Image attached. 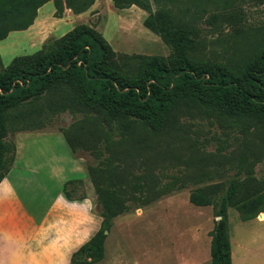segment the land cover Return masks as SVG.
I'll use <instances>...</instances> for the list:
<instances>
[{
  "label": "trees",
  "instance_id": "16d2710c",
  "mask_svg": "<svg viewBox=\"0 0 264 264\" xmlns=\"http://www.w3.org/2000/svg\"><path fill=\"white\" fill-rule=\"evenodd\" d=\"M111 1L118 10L135 6L147 13L143 25L161 38L170 55H116L99 33L80 25L32 55L14 58L0 72V183L11 170L16 152V146L5 139L12 129L25 128L16 125L25 124L26 112H42L38 107L43 106V113L50 117L63 113L81 117L79 127L66 130L60 126L58 131L73 155L87 151L96 162L87 167V173L94 185L101 222L96 233L72 254L70 264L103 259L107 233L114 218L128 212L126 202L139 201L141 206L133 207L138 209L156 200H125L115 192L117 181L123 184L129 176L125 160L149 145L144 137L178 134L183 129L182 120L196 112L241 133L247 129V122L260 120L264 143V37L255 41L244 37L243 15L234 10L237 0H191L196 8L217 5L218 9L203 22L210 30L223 35L229 28L232 36L243 39V48H234V54L223 62L197 58L205 44L200 30L162 6L163 2L172 5L177 0H152L157 5L155 10L151 0ZM255 1L264 5V0ZM48 2L55 8L54 17L61 18L65 10L84 13L94 0H0V40L10 32L28 29L37 11ZM255 31L262 35L264 27ZM135 59L139 61L138 75L131 77L125 67ZM250 168L241 157L235 178L226 186L190 192L192 205L217 208L215 216L219 220L210 234V264H231L229 206H236L243 221L264 213V180L257 185L254 179L240 178L243 173L249 175ZM81 182L64 183L65 199H85L74 196V185ZM171 184L158 187L154 182L157 195L171 192ZM252 184L261 190L240 199L241 192ZM137 186L134 188L143 189Z\"/></svg>",
  "mask_w": 264,
  "mask_h": 264
},
{
  "label": "rangeland",
  "instance_id": "374dc122",
  "mask_svg": "<svg viewBox=\"0 0 264 264\" xmlns=\"http://www.w3.org/2000/svg\"><path fill=\"white\" fill-rule=\"evenodd\" d=\"M151 4L152 10L157 9L152 0ZM162 6L169 7L176 17L190 21L200 30L205 44L197 58L223 62L234 54V48H243V39L232 36L229 28L224 29L226 34L218 35L203 23L211 12L218 9L216 4L196 8L191 0H177L172 5L163 2ZM234 10L241 11L243 15L244 37L247 40L264 37V34L255 31L264 27V5L255 0H237ZM54 12L51 2L41 11L40 17L46 20L40 28L36 26L29 31L32 24L28 29L10 32L4 40H0V72L14 58L32 55L80 25L99 33L116 55L168 57L171 53L161 38L143 25L147 13L134 6L118 10L111 0H94L91 7L81 14L65 10L61 18H55ZM218 37L220 41H217ZM138 63L136 59L128 61L125 67L128 76L138 75ZM38 108L42 112H26L25 124L16 125H24V129H12L5 139L15 146L34 142L30 151V167L23 169L24 181L15 188L19 212L24 210L40 217L44 215L56 194L55 181H51L53 170L58 174L64 169L67 181H82L74 185V196L77 199L85 197L83 200L87 201V208L78 207L75 210L89 211L94 220L101 221L94 185L87 173L88 166L96 165L90 153L79 150L73 155L82 172L69 174L65 165L63 167L55 162L56 154L45 150L51 145L54 151L61 152L56 145L59 143L56 137H60L67 147L59 127L66 130L79 127L81 117H72L68 113L50 117L43 113V106ZM195 114L182 120L183 129L178 134L144 137L145 143L149 144L145 150H136L134 157L125 160L129 176L123 184L117 181L116 195L125 200L127 197H138L144 201L153 197L156 200L138 209L133 207L141 206L139 201L126 202L128 212L114 218L107 233L103 259L90 264H210L208 248L210 234L219 220L215 216L217 208L192 205L189 202L190 192L208 186H226L235 178L241 157L251 168L249 175L243 173L240 178L254 179L257 185L261 184L264 180V143L261 141L260 120L247 122V129L241 133L226 127V123ZM29 137L36 138L31 141ZM34 168H37V173ZM154 182L158 187L172 183L171 192L158 196ZM135 184H138L136 188L143 189H135ZM257 187L253 184L246 186L240 199L256 195L261 190ZM260 214L243 221L236 206L227 208L230 241L233 245L243 241L252 243L255 252L251 251V258H258L257 249L261 240L264 242V221H259ZM80 220L84 221L83 217L75 214V223Z\"/></svg>",
  "mask_w": 264,
  "mask_h": 264
},
{
  "label": "crops",
  "instance_id": "0c3cea01",
  "mask_svg": "<svg viewBox=\"0 0 264 264\" xmlns=\"http://www.w3.org/2000/svg\"><path fill=\"white\" fill-rule=\"evenodd\" d=\"M49 3L51 2L46 3L37 11V16L33 25L28 29L29 31L36 26L40 28V25L44 23L46 18H41L40 14ZM35 138L29 137V140L33 141ZM56 139L59 142L56 145L61 148V152L54 151L51 145L46 147V152L56 154L55 162L63 167L65 165V170L68 169L69 174L82 172L69 147L67 146V149L60 137ZM33 144L34 142L16 146L11 170L0 183V264H70L72 254L96 233L101 221L94 220L89 211L75 210L78 207L87 208L86 200L68 201L65 199L62 188L68 178L64 176L66 173L64 169L58 174L53 170L51 181H55L56 194L50 209L44 215L40 217L36 213L24 210L19 212L20 207L15 188L24 181L23 169L30 167V151L34 147ZM36 169L34 168L33 171L37 173ZM75 214L83 217L84 221L80 220L75 223ZM263 217L264 213L259 217V221H264ZM229 243L231 264H264V242L262 240L257 249L258 258L250 257L251 251L255 252L251 246L252 243L243 241L233 245L230 236ZM208 249L210 253V248Z\"/></svg>",
  "mask_w": 264,
  "mask_h": 264
}]
</instances>
